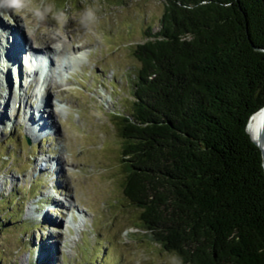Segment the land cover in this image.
<instances>
[{
	"label": "rangeland",
	"instance_id": "1",
	"mask_svg": "<svg viewBox=\"0 0 264 264\" xmlns=\"http://www.w3.org/2000/svg\"><path fill=\"white\" fill-rule=\"evenodd\" d=\"M163 4L0 0V23L35 37L24 51L54 39L63 47L49 44L51 63L29 70L9 60L0 29V93L9 101L0 111V264H181L136 228L112 118L131 112L132 50L159 30Z\"/></svg>",
	"mask_w": 264,
	"mask_h": 264
},
{
	"label": "trees",
	"instance_id": "2",
	"mask_svg": "<svg viewBox=\"0 0 264 264\" xmlns=\"http://www.w3.org/2000/svg\"><path fill=\"white\" fill-rule=\"evenodd\" d=\"M161 1L159 30L132 50L131 112L112 117L121 195L181 264H264V174L247 133L264 106V0Z\"/></svg>",
	"mask_w": 264,
	"mask_h": 264
},
{
	"label": "bare ground",
	"instance_id": "3",
	"mask_svg": "<svg viewBox=\"0 0 264 264\" xmlns=\"http://www.w3.org/2000/svg\"><path fill=\"white\" fill-rule=\"evenodd\" d=\"M3 25L5 26V24L0 23V29L4 33L1 36H3V38L6 40V43L8 44L7 47L9 49V56H10L9 57V60L12 61V59L17 56L15 58L16 59V63L18 62V63L21 64V61L23 59V66L22 67H25L26 69H29L30 70V68L34 64L39 63V61L40 62L43 61L44 63L47 61L48 64L51 63V60L49 61V58L48 59H45V56L46 55L49 57V54H51L52 48L49 47V44H51L52 47L55 46L56 51H61L60 48H63L62 47V44L59 43V40L58 39H54V40H51L50 42H48V44H46L45 49H42L41 48V49H39L37 51V49L35 50V48L33 46L32 47L29 46V48L27 49V51H24V49H25L24 48V42H29L31 40L33 41L35 39V37L34 36H31L30 38H28L26 35H24V33L23 34H19L17 31L16 32L11 31L10 28H13L14 26L9 28L8 26H5L4 27ZM16 25H17V23H16ZM6 27H8L9 29L6 28ZM3 38H0V39L3 40ZM12 44H13V46H12ZM11 47H12V49H10ZM22 51L24 53H21L20 54V52H22ZM72 51H74V50L72 49ZM77 51H75V52H77ZM7 63H8V67H9V61H7ZM62 66H63V68L66 67L67 66V63L64 62L62 64ZM2 71H5V69L3 70V66L1 65V72ZM31 72L34 73V71H31ZM2 88H3V86H2ZM11 97H13V101H14L15 95L13 94V95H11ZM8 102L9 101L5 100V96H2L1 93H0V111H2V105L5 106V104H7ZM47 106H48V104H47ZM39 114L40 113H38V115ZM30 116L32 117L31 120L29 119ZM263 117H264V110H262V109L259 110L257 113L253 114L252 117H250L249 122L247 124V133L251 137V140H254V141L257 140V137H258L257 136V133H258V131L260 130V128L262 126V119H263ZM34 118L35 117L32 114H30L29 117H28L29 121L32 122V124L33 123L35 124L34 121H36V119H34Z\"/></svg>",
	"mask_w": 264,
	"mask_h": 264
},
{
	"label": "water",
	"instance_id": "4",
	"mask_svg": "<svg viewBox=\"0 0 264 264\" xmlns=\"http://www.w3.org/2000/svg\"><path fill=\"white\" fill-rule=\"evenodd\" d=\"M254 50L257 51H261L260 49L256 48ZM262 110H264V106L261 108ZM257 140H251V142H253V145L257 148V150L260 151V155H261V163H262V168H263V174H264V117L262 119V126L260 128V130L257 133ZM251 138V137H250Z\"/></svg>",
	"mask_w": 264,
	"mask_h": 264
},
{
	"label": "clouds",
	"instance_id": "5",
	"mask_svg": "<svg viewBox=\"0 0 264 264\" xmlns=\"http://www.w3.org/2000/svg\"><path fill=\"white\" fill-rule=\"evenodd\" d=\"M9 2L12 4H16V3H18V0H9Z\"/></svg>",
	"mask_w": 264,
	"mask_h": 264
}]
</instances>
